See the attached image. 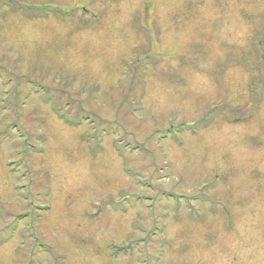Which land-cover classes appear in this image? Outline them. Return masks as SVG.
<instances>
[{"label":"rangeland","instance_id":"1","mask_svg":"<svg viewBox=\"0 0 264 264\" xmlns=\"http://www.w3.org/2000/svg\"><path fill=\"white\" fill-rule=\"evenodd\" d=\"M0 1V264H264V0Z\"/></svg>","mask_w":264,"mask_h":264},{"label":"flooded vegetation","instance_id":"2","mask_svg":"<svg viewBox=\"0 0 264 264\" xmlns=\"http://www.w3.org/2000/svg\"><path fill=\"white\" fill-rule=\"evenodd\" d=\"M7 4V3H6ZM5 5V4H4ZM264 56V55H263Z\"/></svg>","mask_w":264,"mask_h":264}]
</instances>
